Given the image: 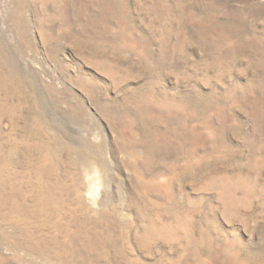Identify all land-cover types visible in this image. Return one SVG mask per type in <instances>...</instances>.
<instances>
[{"label": "rangeland", "instance_id": "374dc122", "mask_svg": "<svg viewBox=\"0 0 264 264\" xmlns=\"http://www.w3.org/2000/svg\"><path fill=\"white\" fill-rule=\"evenodd\" d=\"M0 264H264V0H0Z\"/></svg>", "mask_w": 264, "mask_h": 264}]
</instances>
